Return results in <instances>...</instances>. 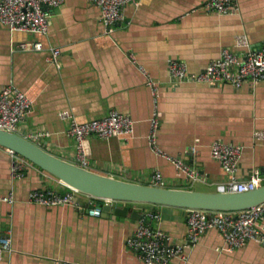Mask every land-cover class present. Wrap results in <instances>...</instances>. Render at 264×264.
<instances>
[{"label": "crops", "instance_id": "crops-1", "mask_svg": "<svg viewBox=\"0 0 264 264\" xmlns=\"http://www.w3.org/2000/svg\"><path fill=\"white\" fill-rule=\"evenodd\" d=\"M207 0H141L128 4L126 22L104 32L100 10L91 0H64L54 9L46 35L10 31L0 25V89L14 84L31 100V108L16 132L25 137L44 132L33 140L46 151L73 163L74 140L67 134L69 120L83 122L106 116L112 109L135 121L128 139L89 136L85 168L139 184L152 185L159 170L167 188L217 191L229 178L211 156L213 141L239 144L242 153L236 177L247 180L264 169V80L209 85L194 81L171 84L170 59L183 60L190 71H199L217 58L222 48L244 51L236 38L244 36L258 48L264 42V0H236L230 13L200 8ZM40 41L41 50L22 48ZM59 55L51 58L50 49ZM136 58L133 63L128 54ZM160 85L157 102V142L167 154L193 164L201 179L185 177L148 143L152 94L146 73ZM262 135V138L260 137ZM25 166L22 177L11 172L12 154L0 146V197L12 194L13 203L0 201V237L10 232V247L0 264H146L125 243L140 219L91 216V205L112 201L78 194L80 203L44 207L28 199L31 190L60 192L69 185L17 154ZM118 204H123L119 202ZM264 207V203L262 204ZM143 211L161 214L160 227L169 242H185L188 209L170 205L133 203ZM264 224V218L261 221ZM188 258L167 264H264V247L249 241L228 251L215 228L207 229L186 250ZM160 264V263H155Z\"/></svg>", "mask_w": 264, "mask_h": 264}, {"label": "built area", "instance_id": "built-area-1", "mask_svg": "<svg viewBox=\"0 0 264 264\" xmlns=\"http://www.w3.org/2000/svg\"><path fill=\"white\" fill-rule=\"evenodd\" d=\"M141 0H91L100 10L101 22L104 32L113 33L120 22H126L123 9L126 5L138 6ZM64 0H0V25L10 31H23L46 35L50 29L52 11L62 5ZM236 0H207L200 7L220 14L232 12ZM238 46L246 47L244 51H233L227 47L221 49L217 58L199 71H190L187 64L181 59H170L167 74L171 84L183 81H194L216 85L229 83L239 88L245 82H258L264 80V42L260 47H253L244 36L236 38ZM24 49L41 50L40 41L27 42L21 45ZM51 58L59 55L57 48L50 49ZM130 60L136 63V58L128 54ZM140 70L146 73L140 66ZM147 84L152 94V114L149 119L150 131L148 143L152 150L170 161L175 169L187 178L201 179L199 172L193 164L182 157H175L165 153L158 145L157 132L159 118L157 102L159 99V83L146 73ZM31 108L28 95L14 84L0 89V129L16 132L18 124L24 119ZM63 118L68 117L67 134L73 138L77 165L88 162V149L86 139L93 135L99 138L119 137L128 139L134 133L135 121L127 113L112 109L106 116L98 119L78 121L68 113H61ZM44 132H32L28 139L36 140L44 136ZM262 138V135H260ZM264 138V137H263ZM239 144L226 143L215 140L211 144V156L218 160L224 172L228 175L225 183L218 185V190L225 192H245L253 190L264 183V169H256L247 180L236 177L238 162L242 153ZM7 149V148H6ZM8 151L14 157L11 172L14 177L25 174V166L19 156L11 149ZM84 167V166H81ZM152 185L163 187L165 179L161 171L156 170L151 175ZM78 194H84L69 186V189L60 192L53 189L37 188L30 191V202L52 207L58 205H74ZM0 201L14 202L12 194L0 197ZM186 217L187 235L185 242L172 244L168 234L160 227L161 214L155 210L145 211L140 218L137 228L126 238V245L135 255L146 264H167L172 258L179 257L187 260L186 250L193 247L200 236L210 228H215L225 241V249L233 251L241 248L249 241H256L264 247V207L262 204L238 211H224L203 208H187ZM91 216L99 217L101 207L92 206L87 210ZM0 237V255L11 249L9 234Z\"/></svg>", "mask_w": 264, "mask_h": 264}, {"label": "water", "instance_id": "water-1", "mask_svg": "<svg viewBox=\"0 0 264 264\" xmlns=\"http://www.w3.org/2000/svg\"><path fill=\"white\" fill-rule=\"evenodd\" d=\"M0 146L13 150L86 195L112 201L101 207L111 218L125 217L131 209V216L140 219L145 211L140 207L131 208L133 203L224 211H238L264 203V183L245 192L159 187L124 181L81 167L46 151L17 132L0 129ZM75 198V202L80 203L81 199Z\"/></svg>", "mask_w": 264, "mask_h": 264}, {"label": "rangeland", "instance_id": "rangeland-1", "mask_svg": "<svg viewBox=\"0 0 264 264\" xmlns=\"http://www.w3.org/2000/svg\"><path fill=\"white\" fill-rule=\"evenodd\" d=\"M190 180H192V178H190ZM148 204V203H147Z\"/></svg>", "mask_w": 264, "mask_h": 264}]
</instances>
